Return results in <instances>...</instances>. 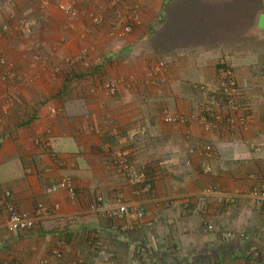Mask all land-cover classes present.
I'll return each mask as SVG.
<instances>
[{
	"label": "crops",
	"instance_id": "1",
	"mask_svg": "<svg viewBox=\"0 0 264 264\" xmlns=\"http://www.w3.org/2000/svg\"><path fill=\"white\" fill-rule=\"evenodd\" d=\"M76 1L87 16L69 20L33 0H0V33L34 23L28 36L0 34V58L19 77L5 80L0 69V264H98V241L119 264H264V210L250 198L264 183V0L126 1L117 12L137 5L141 23L125 37L110 34L123 25L114 13L90 23L106 0ZM223 57L248 128L166 124L167 113H221ZM161 61L165 84L155 86L149 74ZM208 143L211 174L198 150ZM118 151L132 169L155 161L150 191L128 186L112 162ZM64 177L75 197L47 192ZM6 203L34 228L9 231ZM120 205L142 206L144 219L119 218Z\"/></svg>",
	"mask_w": 264,
	"mask_h": 264
},
{
	"label": "built area",
	"instance_id": "2",
	"mask_svg": "<svg viewBox=\"0 0 264 264\" xmlns=\"http://www.w3.org/2000/svg\"><path fill=\"white\" fill-rule=\"evenodd\" d=\"M40 5V8L44 11L49 7H55L69 20H77L81 17L87 16V13H81L76 0H33ZM131 0H106L107 10L97 9L92 11L89 15V21L93 27L103 26L109 19V14L114 13L115 16L122 20V27L120 29L113 28L110 31L111 36L125 37L133 31V28L139 26L141 23L140 9L137 5H131L128 9V15H124L117 12V7ZM125 19V20H124ZM34 23L28 19H22L16 25L4 24L1 27V35H19L28 36L32 33V27ZM165 62L161 61L155 71L149 74L150 84L152 85H163L165 80H156V76L161 70L165 69ZM0 69L3 71V78L5 80L19 79L17 74L14 72L12 64L8 63L4 58H0ZM218 90L217 93L221 100V113H212L208 110L207 115H180L172 116L168 113L164 117L166 124L174 125H185L190 126L193 123L201 125L206 132H220V131H231L234 127L239 126L244 130L248 128L249 118L240 114L241 104V90L238 84L237 75L233 65L229 62L227 57L219 59L218 62ZM106 88L111 94L116 93L117 84L109 82ZM187 136L191 135V131H187ZM202 156L205 157V163L203 162L202 168L206 174H211L213 169L210 165V161L216 158V152L211 144H204L198 149ZM192 153L195 150L191 151ZM112 162L114 166L122 173H129L127 182L128 186L134 189H138L140 192L150 191L152 188L150 172L155 166L153 159H145L141 161L136 168L132 169L129 153L118 151L113 153ZM68 191L71 197H75V190L72 187V180L70 177H64L60 182L52 184L48 187V193H56L58 191ZM214 189H207L206 194H212ZM250 198L254 205L264 210V183L253 188L250 193ZM102 199H98V202L92 209H99V203ZM2 205L0 204V207ZM6 210L8 212L7 228L11 232H28L31 231L35 223L27 215L18 212L11 203H6ZM131 211V213H130ZM129 208L125 205H120L115 215L119 218L125 215H129L136 220H142L145 217V209L142 206ZM211 230V228H209ZM112 230L118 231L117 227H112ZM95 251L98 257V264H119L114 263L109 259L107 250L104 246L103 241H98L94 245Z\"/></svg>",
	"mask_w": 264,
	"mask_h": 264
},
{
	"label": "water",
	"instance_id": "3",
	"mask_svg": "<svg viewBox=\"0 0 264 264\" xmlns=\"http://www.w3.org/2000/svg\"><path fill=\"white\" fill-rule=\"evenodd\" d=\"M260 27H261L262 29H264V15H263L262 18H261V21H260Z\"/></svg>",
	"mask_w": 264,
	"mask_h": 264
}]
</instances>
